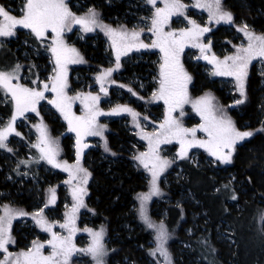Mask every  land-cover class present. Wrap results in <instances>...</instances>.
Listing matches in <instances>:
<instances>
[{"label": "rangeland", "instance_id": "374dc122", "mask_svg": "<svg viewBox=\"0 0 264 264\" xmlns=\"http://www.w3.org/2000/svg\"><path fill=\"white\" fill-rule=\"evenodd\" d=\"M261 1L264 2V0ZM67 2L78 15L85 14L89 8H95L100 16L99 19L113 28H119L120 25H126L129 29L133 27L145 28L146 24H150V21H145L142 18L150 17L154 11L153 6L147 5L145 0H93L92 3L88 2V0H67ZM195 2L196 0H183V3L188 5L187 16H191L201 25L210 28V31L201 38L203 43H211L207 53L209 56L215 53V55L222 58L234 52L235 45H239L242 42L246 43V37L239 31V28L246 22L253 29L254 27L250 23L251 19L236 17L234 21L235 24L240 25L238 27L235 24H226L224 21L219 23L213 21L210 23L207 10L195 7ZM23 3L24 0H0V4L10 9L17 16L21 14ZM119 4H123V8H118ZM232 4L240 12L249 14L253 12L252 16L255 19L264 21V10L251 8L249 0H233ZM163 6V0H157L155 7ZM108 9L112 10V14L102 17L103 10ZM187 16L182 13L173 14L169 25L165 26V30L190 26L187 22ZM2 19L0 17V20ZM105 19L107 20L106 22H104ZM96 29L85 31L80 25L76 27L72 25L71 30L66 29L64 33L66 42L74 46L83 57L82 61L68 65L69 95L75 96L77 93L90 92L94 89L92 88L94 85V92L106 96V99L100 97L99 107L105 111L104 114L98 117L99 123L107 126L104 129V135L103 137H84L83 143L87 144L88 147L83 150L81 162L90 168L93 175L95 174L94 171H97L103 173L105 177L117 163H125L134 173V175L130 174V176H136L140 181V186L133 191L128 207L129 212L124 215L120 213L111 230L107 229L109 228L110 218L103 211L101 214L96 212V206L101 202L103 203V199L98 197L94 199V202L90 199L88 203L92 211L88 212L85 210L82 212L81 207L76 213L78 231L74 234L73 241L78 248H86L90 243V234L85 229L100 230L103 228L106 246L111 250L105 258L106 264H136L137 261L139 264H164L162 256L149 254V249H153L156 246L154 241L155 232L150 233V231H147V225L139 214L140 201L138 194L149 192L151 176L143 165L135 159V156L139 155L140 152L147 151L148 141L143 139V135L140 129L136 127V121H134L133 117H109L105 115L117 105H130L136 112L141 114L139 123L146 132H153L159 128V124L166 113V105L162 100L153 99L152 93L159 86V64L162 53L158 48L133 49L121 57V66L117 69L115 68V49L112 46V38L101 27L97 26ZM256 33H264V22L263 28L257 30ZM50 35L44 38L43 44H38L30 30L21 26L17 27L15 34L11 38H0V43H2V47H0V68L10 67L19 63L22 65L20 83L28 84L35 79L34 74H38L40 81H44L52 73L53 68V58L51 53L45 48V45L50 44ZM90 36L92 38H89ZM140 39L150 44L155 39V36L145 29L141 33ZM88 47H91V50ZM94 50L102 57L99 58L92 55ZM86 53L89 54V59L93 58L95 61L89 60L92 62L89 67L86 65ZM202 56L203 54L198 48L188 45L181 57L184 68L192 77L188 83L190 99L195 101L196 98L206 93H211L213 97L215 94L229 107L228 112L231 113V118L237 128L242 131L251 130L254 133L256 128H253L254 126L252 125H264V58H255L249 65L246 93L242 97L236 88L235 78L214 75L212 73L213 65L209 61L204 60ZM198 57L199 59H197ZM109 67L115 71L114 81L116 83H112L108 80L109 77H105L104 87L108 89L107 94L110 90L111 95L101 92V85L96 79L97 75L104 71V68L107 69ZM126 67L130 73L125 72ZM254 75L258 79L251 86L253 94L256 95L254 103L256 105L255 122L253 124L245 120L241 123L239 119L245 118L246 114L245 107L242 104L250 102V81L251 76ZM194 76L200 78V84H196ZM256 83L257 85L254 86ZM129 87L143 98L136 97L129 90ZM45 94L49 100L55 95L51 93L50 89ZM8 95L10 97V94ZM3 97L4 92L0 89V107L5 108L8 106L7 114L0 111V127L7 124L13 110V104L5 102ZM237 100L242 102L236 104L235 101ZM72 110L76 115L84 113V105L80 99L73 101ZM183 111V116L179 115L180 109H177L173 115L179 118L185 127H195L202 122L192 103L185 104ZM229 113L227 114L229 115ZM235 118L240 122L239 125ZM41 119L47 126L48 131L50 128V135L58 140L60 153H65L64 149L66 147L69 151L68 158L76 159L75 133L69 130L63 115L48 100L41 101L39 114L30 111L25 113L24 116L17 117L14 125L16 131L10 133L6 141L7 147L13 149V151L9 152L7 148H0V215L3 214L4 205H10L14 209H18V206L23 205L31 212L32 217L25 215L13 219L12 236L15 243L9 245V250L14 253L30 247L33 240L44 241L50 239V233L41 229L34 218L37 214V209L44 208L47 204L50 196V187L55 188L57 200L55 204H49L50 206L44 208V215L49 220H58L62 223L65 219V214L71 211V205L74 202L68 188L69 184L65 183L69 176L63 175L62 173L64 172L61 173L60 168H56L44 160L33 162L29 165L21 164L17 168L20 160L30 159L38 155V149L34 145L38 141L39 132L34 125L39 124ZM56 121L59 124L58 128H56L54 123L51 124V122ZM196 136L197 138H206V133L203 130H197ZM104 139L110 151L105 150ZM246 139L237 142L232 159L227 163L219 161L216 157L211 156L205 148H201L198 145L189 149L187 157H180V145L177 140L166 141L161 144L159 148L160 154L168 157L173 162L159 177L160 194L153 195L146 202V210L152 220L156 223L163 220L165 225L166 221H170L168 227L170 229L176 228L177 223L181 222L180 219L182 218L180 208H183L187 216V220L181 223L183 235L195 236L203 233L207 225H210V217L201 200L192 189V182L195 183V181L190 178L187 166H193L208 172V175L218 179V184L221 186L228 185L229 188L227 189H229L232 198L233 189L246 190L244 181L238 178V171H234L231 168L237 149L245 145ZM247 147L249 148L250 146ZM110 153L114 157H110ZM123 155L124 158H120ZM58 160L61 163L63 162L59 156ZM258 170L260 169H255L254 172L257 173ZM88 184L104 194L100 189L99 179L89 178ZM198 185V183H195V187ZM218 190L219 188L215 189L216 192ZM20 197L25 198L26 204L21 202L22 199ZM88 198L89 196H87ZM105 198L108 200L107 196ZM229 204L232 210L241 208L234 199ZM172 210L176 211V214L173 213L174 216L172 215ZM170 229L168 230L171 233V237L173 231ZM54 230L61 235L68 234L67 229H62L59 224L54 226ZM212 233L222 249L228 250L227 246L230 248L229 250L233 248L234 238L230 225L222 224L216 228L214 227ZM142 234L148 235L144 238ZM174 247L177 259H181L183 264H192V260L189 258L190 249L192 248L190 244L179 240ZM50 250L46 246L44 249L45 254ZM113 250L114 253L111 254ZM133 257H138V259L136 260ZM73 260L78 264H94L92 257L87 253H74L71 262Z\"/></svg>", "mask_w": 264, "mask_h": 264}, {"label": "snow or ice", "instance_id": "6c2138e0", "mask_svg": "<svg viewBox=\"0 0 264 264\" xmlns=\"http://www.w3.org/2000/svg\"><path fill=\"white\" fill-rule=\"evenodd\" d=\"M145 3L154 8L150 17L142 18L145 21H150V24H146L145 28L133 27L132 29L127 28L126 25L113 28L104 24L99 19L95 8H89L85 14L78 15L69 6L67 0H24L19 16L14 15L10 9L0 4V17L3 18L0 20V38H11L15 34L17 26L30 30L38 44H43L44 38L51 34L50 44L45 45V48L53 58L52 73L44 81H40L38 74H34L35 79L28 84L20 83L22 65L19 63L0 68V89L4 92L3 100L13 104L12 114L7 124L0 127V148H7L9 152L13 151L7 147L6 141L8 135L16 131L14 125L17 117L24 116L30 111L39 114L40 103L44 100H48L60 111L64 120L67 121L69 130L75 133L76 138L75 162L69 163L65 160L61 163L58 160L60 154L58 140L50 135L42 119L39 124L34 125L39 132L38 141L34 145L38 149V155L20 160L17 168L21 164L29 165L40 160H44L56 168H62L68 173L69 178L65 183L72 185L71 195L74 202L71 205V211L65 214L62 223L58 220H49L44 215V208L48 204H55L57 200L55 188L50 187L47 204L44 208L37 209V214L34 217L36 224L45 232L50 233V239L33 240L30 247L15 253L9 250V245L15 243L12 236L13 219L29 215V213L22 209H14L10 205H4L3 214L0 215V250H2L0 251V264H71L73 254L77 252L90 255L94 264H106L105 258L111 251L106 246L103 228L100 230L85 229L90 234V243L86 248H78L73 241V236L78 231L76 213L81 207L86 206L84 200L88 192L86 185L92 176V173L81 163L83 150L88 147L83 143V139L85 136L103 137L104 129L107 126L100 124L98 120V117L105 111L99 107V95L93 92L69 95L68 65L83 60L80 52L64 39L65 30H71L72 25H80L85 31H93L97 26L101 27L112 38V46L115 49V68L117 69L121 66V57L133 49L158 48L162 53L159 64V86L152 93L153 99L162 100L166 105V113L159 128L153 132H146L139 123L141 114L128 105H117L110 110L112 113L118 111L130 113L136 121V127L140 129L143 139L148 141L147 151L140 152L135 156V159L151 176L149 192L138 194L141 219L149 229H153L155 232L156 246L149 249L150 255L159 254L164 258L165 264H171V254L167 247L171 233L163 220L159 223L152 220L145 206L153 195L160 194L159 177L173 162L160 154V145L166 141L177 140L180 145V157H187L189 149L198 145L205 148L211 156L216 157L219 161L227 163L232 159L237 142L254 135L251 130L238 129L231 116L224 111L223 106L218 107L214 103L215 98L211 93H206L196 98L195 101L190 99L188 83L192 77L184 68L181 57L186 46L191 45L198 48L203 54L202 58L213 65L212 73L214 75L235 78L236 88L243 97L246 93L249 65L255 58H264V33H256L245 22L239 31L246 37V43L235 45V51L222 58L215 53L209 56L207 53L211 43H203L201 38L210 31V28L201 25L191 16H187L188 5L183 3V0H163V7H155L157 0H145ZM195 7L207 10L210 23L233 21L234 18L233 13L223 6L222 0H196ZM177 13L185 14L190 26L165 30V26L169 25L173 14ZM145 29L155 36L150 44L140 39L141 33ZM0 47H2V43H0ZM113 71L114 69L109 67L96 77L101 85V91L105 94L108 91L104 87L105 77L110 78ZM111 82L116 83L114 80ZM49 89L51 93L55 94L50 100L45 94ZM129 90L133 91L130 87ZM75 99H80L84 105V113L81 115H76L72 110V103ZM241 102V100L235 101L236 104ZM187 103H192L193 108L201 117L202 122L195 127H185L183 122L173 115L177 109H180L179 115L183 116V108ZM197 130H203L206 133V138H197ZM105 150L110 151L107 145H105ZM223 187L228 188V185ZM232 199H236L234 189ZM258 223L260 231L264 233V211L259 213ZM56 224H59L62 229H67L68 234L61 235L55 231ZM203 243L207 245L209 242L205 240ZM46 246L51 249L47 254L44 251ZM212 251L215 249L213 248Z\"/></svg>", "mask_w": 264, "mask_h": 264}, {"label": "trees", "instance_id": "16d2710c", "mask_svg": "<svg viewBox=\"0 0 264 264\" xmlns=\"http://www.w3.org/2000/svg\"><path fill=\"white\" fill-rule=\"evenodd\" d=\"M232 1L233 0H222L223 6L227 10H230L233 13V17H234L233 21H224L226 24H235L234 19L236 17L237 18L246 17L247 19H251L250 23H252V26L254 27L253 30L255 32L263 28L264 21H262V19H255L252 16L253 12H251V14L247 12L244 13L240 12L238 8L232 4ZM88 2L92 3L93 0H88ZM249 2L251 4L250 5L251 8L264 10L263 1L249 0ZM118 8H123V4H119ZM108 14L110 15L112 14L111 9L103 10L102 17H107ZM106 21L107 20L105 19L104 22ZM235 25L237 27L240 26L239 24L238 25L235 24ZM73 26L75 27V25ZM17 27H21V26H17ZM94 30L97 29L95 28ZM89 38H92V36H90ZM88 49L91 50V47H88ZM86 55H87L85 56L86 65L87 67H89L90 64H92V62L89 60H93V58L89 59L88 53H86ZM92 55L99 58L102 57L100 56V54L96 53L95 50ZM103 70H105V68ZM125 72L130 73L127 67ZM114 75H115V71L113 72V74H111V77L108 80L109 81L114 80ZM194 77L196 84L197 85L200 84L199 82L201 81L200 78H198L197 76ZM255 80H258L257 77L255 75L251 76L250 90H249L250 102L247 104H242V106L245 107L244 110L246 111V114H245V118L239 119L241 123L242 121L245 120L250 121L253 124L255 122L254 114L256 112V105H254V103L256 101L255 98L256 95L253 94L254 92H252V88H251L252 83L254 84ZM257 83L254 86H256ZM92 88L94 89L91 90L90 92L97 94L96 92H94L95 91L94 85L92 86ZM132 90H133L132 92L135 93L136 97L141 98L140 94L135 92L134 89ZM97 95H99V97L101 98L106 99V96L103 94H97ZM107 95H111L110 90ZM214 97H215V104L218 107L223 106L224 111L229 113L228 112L229 107L226 106V104L215 94ZM7 107L4 108L1 106L0 111H2L4 114H7ZM105 115L109 117H122V116L132 117L130 113L123 111H118L116 113H112L110 111ZM229 115L231 116V113H229ZM235 120L239 125L240 122H238V119L235 118ZM53 123L56 126V128L59 127L57 121L51 122V124ZM252 126H254L253 128H256L254 135L252 137H247L245 141V145L237 149L234 163L231 166V168L234 171H238V178L240 180H243L245 183L244 187L246 190H241L237 188H236L237 190H235V195L237 199H234V201L236 202L237 205H240L241 207L240 209H235V210L231 209V205L229 204L230 201H232L230 191L229 189L224 188L223 186L218 184L219 182L217 178L208 175V172L204 170L197 169L193 166H187L188 167L187 170L190 175V178L193 181H195V183L199 184L198 186L195 187V183L192 182V187H193L192 189L197 194L204 208L208 212V216L210 217V225H207L203 233H199L195 236H184L183 233L181 232L182 230L181 223L187 220L186 219L187 216L183 208H180V212L182 213V218L180 219L181 222L177 223L176 228L170 229L168 227L170 221H166V226L168 227V229L173 231L172 236L170 237L167 245L168 250L171 254V264H183L181 259L180 260L177 259L174 252L175 251L174 246L179 240L184 241L191 245L192 248L190 249L191 254H189V258L192 260V264H264V233L260 231V224L258 223L259 213L261 211H264V125L260 126V124H257ZM50 131L51 130L49 128V132ZM106 144L107 142L105 140V145ZM247 146L250 147L248 148ZM64 152L65 153H60L59 155L60 160L61 161L66 160L69 163H74L75 162L74 160L76 159L68 158L69 151L67 150L66 147L64 149ZM110 157H114V155L110 153ZM120 158H124V155ZM111 159H117V158H111ZM82 165L90 171V168H88L83 163ZM253 169L254 170L260 169V170H258V172L255 173ZM60 171L61 173L64 172L62 173L63 175L64 174L68 175V173L64 171L62 168H60ZM94 173H95L94 175L92 173V176L90 178H93L94 180L99 179L101 185L100 189L104 194L90 187V185L87 184L88 192L84 197L86 206L82 207L81 210L82 212L85 210H87L88 212L92 211V209L89 208L90 206L88 201L91 199L94 202L95 198L98 197L102 198L103 203L101 202L96 206V210H97L96 212L97 214L98 213L101 214V212L103 211V213L110 218L109 228L107 227L105 228L111 230V228H113V226L115 225L117 216L120 213L124 215L129 212L128 207L130 205L133 191H135L134 189L140 186V181L136 176H130V174L134 175L133 171L130 169V167H128L125 163L122 162L117 163L113 167V170L109 172V174H107V177H105L103 173H99L97 171L96 172L94 171ZM71 187L72 185L69 184L68 188L70 193H71ZM216 188H219L220 191L218 190L216 192L215 191ZM87 196H89L88 199ZM106 196L108 197V200L105 198ZM20 198L22 199L21 202L26 204L25 198L24 197H20ZM112 201L114 202L112 203ZM48 206L50 205L48 204ZM18 209L24 210L26 213H29L30 217H32V214H30L31 212L23 205L18 206ZM171 212L173 216L174 214H176L175 210H172ZM157 222L159 223V221ZM222 224H226L228 226L230 225L232 229L234 244L231 250H229L230 248L228 246H227L228 250L222 249L221 246L219 245V242L216 240L215 235L212 233V229L214 227L216 228L217 226ZM147 231H150V233L154 232L153 229H149L148 227H147ZM147 235L148 234H142V237L145 238L147 237ZM205 240L209 242L207 245L203 243V241ZM213 248L215 249V251H212ZM113 253L114 250L112 251L111 254ZM133 258L136 260L138 259V257H133ZM228 260L230 261L228 262ZM71 264H78V263H76L75 260H73ZM136 264H139L138 261Z\"/></svg>", "mask_w": 264, "mask_h": 264}, {"label": "water", "instance_id": "95a60500", "mask_svg": "<svg viewBox=\"0 0 264 264\" xmlns=\"http://www.w3.org/2000/svg\"><path fill=\"white\" fill-rule=\"evenodd\" d=\"M75 26H77V25H75Z\"/></svg>", "mask_w": 264, "mask_h": 264}]
</instances>
